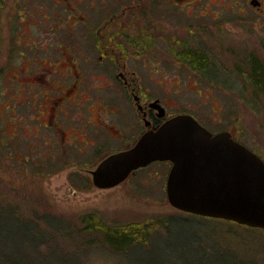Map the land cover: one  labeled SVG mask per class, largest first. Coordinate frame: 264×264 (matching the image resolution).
Returning <instances> with one entry per match:
<instances>
[{
	"label": "rangeland",
	"instance_id": "rangeland-1",
	"mask_svg": "<svg viewBox=\"0 0 264 264\" xmlns=\"http://www.w3.org/2000/svg\"><path fill=\"white\" fill-rule=\"evenodd\" d=\"M16 2L2 0L0 6V263L9 256L21 264L42 263L49 256L56 264H264L263 229L202 218L171 206L166 193L169 163L139 169L111 189L93 185L90 171L107 154L131 148L145 124L132 97L114 95L108 102L120 112L107 120L135 139H111L87 126L89 107L93 105L92 113L98 111L95 101L82 110L66 105L62 109L67 114L60 113L45 127L49 102L36 94L42 87L18 84L13 77L20 73L19 81L24 82L30 69L38 68L33 58L54 54L16 44L24 41L22 33L15 37L12 31ZM211 2L208 11L170 21L155 32V43L142 49V63L132 59L131 69L141 80L143 102L159 99L168 115L190 114L212 133L228 131L264 160V90L249 76L253 57L264 69V16L244 9L237 19L239 28H230L234 24L228 19L233 18L227 17L223 3ZM184 46L206 57L207 66L200 69L191 63ZM83 124L96 140L88 149L75 138ZM63 132L68 142L62 140ZM87 215L112 227L167 217L172 218L171 231L158 228L152 246L142 249L144 256L133 250L123 255L110 249L101 233L86 230ZM48 218L57 222L55 229ZM39 230L45 234L43 240L31 242L43 235Z\"/></svg>",
	"mask_w": 264,
	"mask_h": 264
},
{
	"label": "flooded vegetation",
	"instance_id": "flooded-vegetation-1",
	"mask_svg": "<svg viewBox=\"0 0 264 264\" xmlns=\"http://www.w3.org/2000/svg\"><path fill=\"white\" fill-rule=\"evenodd\" d=\"M217 1L223 3V10L229 14L227 17L233 18L228 19L234 24L230 28H239L237 25L241 21L237 19L241 18L244 9L264 16V0ZM213 4L211 0H17L12 31L15 37L22 33L24 41L16 44L21 49L52 51L54 55L33 58L31 62L37 63V70L30 69L31 74H27L29 69H26L24 82L19 81L23 75L17 73L14 81L30 88L42 87L36 94L47 97L49 102L43 115L48 121L45 127L52 126L60 113L67 114L62 109L66 105L82 110L86 103L95 101L99 104L97 114L91 112L93 105L90 106L86 125L99 128L111 139L122 141H130L136 136L131 137L124 129L118 130L107 120L111 114L120 112L108 102V98L112 99L114 95L132 97L145 124L139 139L147 130L185 113L168 115L159 99L143 102L141 80L131 69L132 59L142 63V49L155 43L153 35L161 27L170 21L178 23L190 19L196 11H208L207 7ZM216 5L221 8L220 4ZM1 12L2 8L0 15ZM220 13H216V18ZM200 16L209 15L201 13ZM184 49L190 50V47L184 46ZM44 83H47L48 90L44 89ZM31 95L33 97L34 93ZM93 97L96 99H91ZM154 102L164 109V116H159L160 111ZM55 125L61 129L58 123ZM86 125H82V131L75 138L88 149L96 140L83 130ZM62 140L68 142L64 132ZM80 152L87 153L82 148ZM117 152L120 151H113L106 157ZM169 165L171 168L172 164Z\"/></svg>",
	"mask_w": 264,
	"mask_h": 264
},
{
	"label": "water",
	"instance_id": "water-1",
	"mask_svg": "<svg viewBox=\"0 0 264 264\" xmlns=\"http://www.w3.org/2000/svg\"><path fill=\"white\" fill-rule=\"evenodd\" d=\"M156 162L172 164L166 193L176 210L264 230V160L232 133L214 134L190 114L167 119L103 159L91 171L93 185L117 187Z\"/></svg>",
	"mask_w": 264,
	"mask_h": 264
},
{
	"label": "trees",
	"instance_id": "trees-1",
	"mask_svg": "<svg viewBox=\"0 0 264 264\" xmlns=\"http://www.w3.org/2000/svg\"><path fill=\"white\" fill-rule=\"evenodd\" d=\"M1 3L2 0H0V6ZM185 55L190 59L191 63H194L197 68L203 69L207 66V58L201 55L199 52L197 53L191 51L190 49L186 51ZM251 62L252 68L249 72L251 82L256 88L264 90L263 66L260 61L254 57L252 58ZM171 219L172 218L161 217L159 219H154L152 220V222H149L145 225L129 224L120 227L108 226L95 215H87L83 218V221L85 220V224L87 225L86 230L101 233L103 235V242L114 252L126 255L133 250L136 252V254L144 256V253L142 255V249L145 247L149 248L152 246V244L154 243V234H156L157 230H161L158 228H163L164 231L166 230V234L170 233ZM48 220L50 227L52 229H55L54 224H57L55 219L48 218L47 221ZM186 222H188V220H186ZM35 227L38 228V226ZM41 234H43L41 237L31 239L30 241L38 243V241H40L41 239L43 240L45 234ZM46 257L47 258H44V261L42 260V263L37 262L35 264H56L55 260L53 261V259H49V256ZM0 264H21V261L20 259H16L14 257L9 256L6 262L4 260V262Z\"/></svg>",
	"mask_w": 264,
	"mask_h": 264
}]
</instances>
